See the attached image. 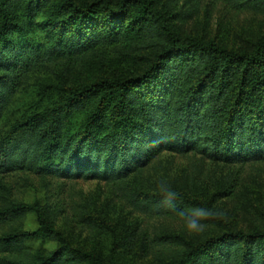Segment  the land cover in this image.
I'll list each match as a JSON object with an SVG mask.
<instances>
[{"label":"trees","instance_id":"obj_1","mask_svg":"<svg viewBox=\"0 0 264 264\" xmlns=\"http://www.w3.org/2000/svg\"><path fill=\"white\" fill-rule=\"evenodd\" d=\"M227 1L264 14V0ZM176 5L178 0H0V128L31 79L60 78L45 86L58 95L54 104L0 132V264H137L116 255L118 248L134 246V234L113 231L106 258L74 244L57 227V204L15 196L22 174L119 184L166 150L226 163L264 160V34L248 47L185 34L179 22L189 11ZM94 58L131 68L90 82L69 78ZM233 189L230 184L226 190ZM128 202L143 214L194 218L199 200L180 184L134 191ZM30 215L38 225L26 229ZM210 217L219 232L143 236L141 251H171L163 264H264V226L244 230L220 214ZM87 219L107 224L95 213ZM38 240L56 247L38 254Z\"/></svg>","mask_w":264,"mask_h":264},{"label":"rangeland","instance_id":"obj_2","mask_svg":"<svg viewBox=\"0 0 264 264\" xmlns=\"http://www.w3.org/2000/svg\"><path fill=\"white\" fill-rule=\"evenodd\" d=\"M176 7L189 11L179 22L180 30L185 34L216 39L231 47H248L264 34V14L239 10L227 0H178ZM130 68L131 64L126 62L94 58L87 68L72 72L69 78L90 82L107 73ZM59 82L58 76L48 74H39L31 79L4 113L0 132L3 134L17 120L54 104L58 95L49 92L50 89L45 90V86ZM81 119L82 115L77 118L76 126ZM22 176L24 180L15 186V196L26 202L57 204L60 210L57 227L74 244L94 249L106 258L111 252L113 231L118 236L134 234V246L118 248L116 252L123 262L163 264L164 256L170 255L171 251L158 255L143 253L140 248L143 236L153 239L157 235L172 233L206 237L221 230V226L210 217L214 213L230 221L235 228L250 230L264 226V160L247 164L226 163L202 156H182L166 150L142 173L132 175L119 184L98 177H41L31 172ZM180 184L199 200L192 218L199 221L195 228L188 226V218L143 214L133 210L128 202L134 191L153 193ZM230 184L234 189L229 193L226 189ZM215 193L219 194L217 199L211 200ZM92 213L110 224L111 229L107 228V224L103 226L93 220L90 224L87 216ZM37 225L36 217L28 216L26 229ZM33 246L38 254H43L54 249L56 243L38 240L33 242Z\"/></svg>","mask_w":264,"mask_h":264},{"label":"clouds","instance_id":"obj_3","mask_svg":"<svg viewBox=\"0 0 264 264\" xmlns=\"http://www.w3.org/2000/svg\"><path fill=\"white\" fill-rule=\"evenodd\" d=\"M207 215V214H206ZM187 224L190 228H195L198 226L199 224V221L197 219H192V218H188L187 219Z\"/></svg>","mask_w":264,"mask_h":264}]
</instances>
